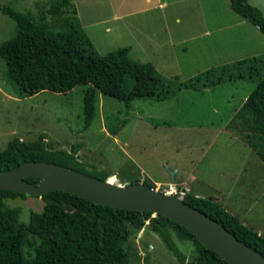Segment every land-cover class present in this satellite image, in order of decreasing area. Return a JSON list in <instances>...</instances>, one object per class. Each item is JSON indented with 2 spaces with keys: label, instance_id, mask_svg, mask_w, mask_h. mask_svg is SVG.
I'll return each mask as SVG.
<instances>
[{
  "label": "rangeland",
  "instance_id": "obj_1",
  "mask_svg": "<svg viewBox=\"0 0 264 264\" xmlns=\"http://www.w3.org/2000/svg\"><path fill=\"white\" fill-rule=\"evenodd\" d=\"M74 0L83 33L99 55L128 47L139 62L151 63L169 83L166 100L124 101L97 93L96 112L84 128L80 84L65 93L48 90L20 96L4 74L0 57V150L13 138L35 141L45 133L54 149H76L78 159L115 176L138 179L183 197L186 192L219 202L244 225L264 236V164L231 121L257 80L226 81L200 89L187 82L210 68L264 58V34L230 7L229 0ZM161 1V0H160ZM264 14V0H248ZM28 15L46 12L49 0H0ZM73 7L63 17L73 16ZM48 14L54 32L67 30ZM15 23L0 12V43ZM173 186V187H171ZM211 198V199H212ZM40 197L5 199L28 222L43 207ZM154 216V214H152ZM172 241L191 260V241L171 231ZM129 264H181L149 221L126 241ZM31 249L28 247L27 249Z\"/></svg>",
  "mask_w": 264,
  "mask_h": 264
},
{
  "label": "trees",
  "instance_id": "obj_2",
  "mask_svg": "<svg viewBox=\"0 0 264 264\" xmlns=\"http://www.w3.org/2000/svg\"><path fill=\"white\" fill-rule=\"evenodd\" d=\"M74 0H49L46 12L28 15L0 3V12L15 23V32L0 43V57L8 83L20 96L48 90L65 93L80 84L83 91V119L87 128L96 112L97 93L124 101L135 98L166 100L169 83L149 63L139 62L128 47L99 55L78 24ZM230 7L264 34V14L248 0H229ZM73 7V16L63 17ZM62 18L67 30L54 32L46 15ZM257 80L252 92L236 110L231 121L245 143L264 164V58L253 56L201 72L187 82L200 89L226 81ZM46 134L35 141L13 138L0 150V170H9L25 161H46L63 165L100 179L116 181L115 176L91 167L78 159L76 149H54ZM36 181V177H27ZM140 182L138 179L131 183ZM143 183L155 187L154 184ZM178 196V194H176ZM26 197L0 189V264H129L126 241L146 221L181 264H229L200 243L179 223L150 211L120 209L94 203L71 192L55 190L42 195L43 207L31 211L28 222L18 218V208H9L5 199ZM183 200L224 225L238 239L264 256V236L244 225L219 202L186 192ZM171 231L189 240L194 255L187 261L172 241ZM28 247L31 249L28 251Z\"/></svg>",
  "mask_w": 264,
  "mask_h": 264
},
{
  "label": "water",
  "instance_id": "obj_3",
  "mask_svg": "<svg viewBox=\"0 0 264 264\" xmlns=\"http://www.w3.org/2000/svg\"><path fill=\"white\" fill-rule=\"evenodd\" d=\"M36 177V181H27ZM0 189L42 197L55 191L76 194L94 203L120 209L150 211L185 227L200 243L229 264H264V256L238 239L224 225L191 206L172 191L143 182L121 184L46 161H25L0 170ZM212 200L211 198H208Z\"/></svg>",
  "mask_w": 264,
  "mask_h": 264
},
{
  "label": "crops",
  "instance_id": "obj_4",
  "mask_svg": "<svg viewBox=\"0 0 264 264\" xmlns=\"http://www.w3.org/2000/svg\"><path fill=\"white\" fill-rule=\"evenodd\" d=\"M145 1H147V0H145ZM157 2H158V6H164L165 4H166V1H160V0H157ZM132 3H138L136 0H132ZM111 175H113V174H111ZM120 183V182H119ZM122 184V183H121ZM159 182H157V185L155 186V188H159ZM171 187H173V186H171ZM210 198H212V197H210ZM212 200H214L213 198H212Z\"/></svg>",
  "mask_w": 264,
  "mask_h": 264
}]
</instances>
